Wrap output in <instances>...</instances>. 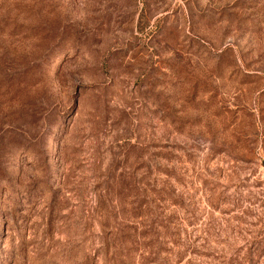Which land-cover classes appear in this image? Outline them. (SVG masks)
<instances>
[{
  "label": "rangeland",
  "instance_id": "obj_1",
  "mask_svg": "<svg viewBox=\"0 0 264 264\" xmlns=\"http://www.w3.org/2000/svg\"><path fill=\"white\" fill-rule=\"evenodd\" d=\"M0 264H264V0H0Z\"/></svg>",
  "mask_w": 264,
  "mask_h": 264
}]
</instances>
